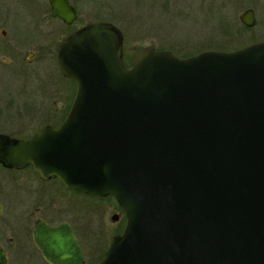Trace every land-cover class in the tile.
<instances>
[{
  "label": "water",
  "instance_id": "obj_1",
  "mask_svg": "<svg viewBox=\"0 0 264 264\" xmlns=\"http://www.w3.org/2000/svg\"><path fill=\"white\" fill-rule=\"evenodd\" d=\"M121 36L96 20L58 42L69 110L26 139L0 133V161L117 200L125 222L97 264H264V38L188 56L149 44L126 65ZM33 233L51 261L83 263L69 226Z\"/></svg>",
  "mask_w": 264,
  "mask_h": 264
},
{
  "label": "flooded vegetation",
  "instance_id": "obj_2",
  "mask_svg": "<svg viewBox=\"0 0 264 264\" xmlns=\"http://www.w3.org/2000/svg\"><path fill=\"white\" fill-rule=\"evenodd\" d=\"M66 1L75 15L69 21H64L63 18L51 11L52 6H50L49 0H0V64L11 65L19 62L26 65L36 60L38 54L41 55L46 50H50L53 57H55L56 46L60 40L64 39L68 33L73 32L79 26L96 20H109L119 28L122 33V59L126 65H129L131 56L139 47L148 46L149 44L156 49L171 50L177 56H188L191 53L200 52L179 50L177 48L181 46L177 45V43L166 42L162 36L158 37L155 32L148 30L144 31V33L140 31L139 38L145 39L146 36H149V41L134 43L131 46L132 50L129 54H126L123 50L126 33L122 28V23L115 19L116 16L109 7L110 3L108 0H96V4L89 3L95 0H86L85 4H82L83 0ZM162 1V5L166 9L170 0ZM171 1L174 6L175 0ZM99 7L102 11L97 10ZM250 7L253 9L251 12L252 20L250 24H247L240 17V13ZM254 10V6L245 5L236 16L230 15L228 17V22L226 23L231 28L229 36L235 34L231 36L234 40L229 43L228 48L223 47L221 49H237L241 45L256 40L251 39L249 42H242L244 38H238V35L241 36L243 31L247 33V39L252 38L253 26L258 20L255 17ZM257 27H264V16L257 22ZM263 38L264 36L256 41ZM18 76V74L16 77H10V75L2 77L0 75V133L8 137L26 139L32 133L37 132L43 125L58 126L69 110V105L66 109L61 103L60 93L53 89H45V78L39 73L35 76L37 80L32 84V87H36L34 90L30 87L28 90L6 88L8 77H10V80L17 82L16 86H18L19 82H21V86H24L28 79H21ZM53 96L56 99L52 98ZM58 100L59 103L57 104ZM31 164L24 163L16 167L15 165L7 166L0 161V255L4 257L3 264H28L27 257L30 256L29 253L34 254L31 256L37 255L39 262L61 264L45 257L39 244L34 240L33 232L38 225H49V227L58 225L59 227L69 226L72 236L78 241L80 250L83 253L82 264H87L85 258V249L87 247L94 259L93 263L88 262V264H97L103 253H105V248L112 235L110 234L108 237V242L102 249L103 251L96 253L90 246L91 241L86 240L89 237V233L92 234L94 231L91 221L88 218L79 220L75 214L77 210L73 211V193L74 191L78 192V190L67 188L63 184L64 182L54 175L41 177ZM78 193L86 195L90 199H103L107 196L98 197V195L92 196L86 192ZM113 200L115 201V210L109 216L111 218V215L115 214L117 216L113 220L117 218L123 220L121 227L117 230L120 231L125 222L123 209L120 208L115 198ZM98 224L102 226L100 223ZM117 231L114 233H117ZM67 264L73 263L68 262Z\"/></svg>",
  "mask_w": 264,
  "mask_h": 264
},
{
  "label": "rangeland",
  "instance_id": "obj_3",
  "mask_svg": "<svg viewBox=\"0 0 264 264\" xmlns=\"http://www.w3.org/2000/svg\"><path fill=\"white\" fill-rule=\"evenodd\" d=\"M85 1L83 0L82 4H85ZM108 2L110 3L109 7L116 16L115 19L122 23V28L126 33L124 37L125 46L123 47L126 54H129L132 50L131 46L134 43L149 41V36H146L145 39L139 38L140 31L144 33V31L148 30L155 32L158 37L162 36L166 42L171 41L184 48H177L174 44L179 50L197 52L201 48H228L229 43L234 40L231 36L235 34L229 36L231 28L226 22H228L230 15L236 16L245 5L255 7L254 14L258 20L253 26L252 38L247 39L245 31L241 33V36L238 35V38H244L242 42H249L251 39L257 40L264 36V27H257V22L264 16L263 0H175L174 6L170 0L166 9L162 5V0H108ZM89 3L96 4L97 1ZM97 10L102 11L100 7ZM39 55L36 60L26 65L19 62L11 65L0 64V75L2 77L6 75L16 77L18 74L19 78L28 79L24 86H21V82L16 86L17 82L10 80V77H8L6 88L28 90L30 87L34 90L36 87H32V84L37 80L35 76L39 73L45 78V89L58 91L62 98L61 103L65 107V104L72 100L76 87L69 79L60 75V68L56 65V59L50 50H46ZM69 94L70 100L67 97ZM58 103L59 100L57 101ZM73 200V211L77 210L75 213L76 217L79 220L88 218L94 228V231L92 234L89 233V237L86 240L91 241L90 246L96 253L103 251L102 249L106 246L110 234L112 235L117 231L118 225H122L123 222L120 218L113 220L109 216L115 210V201L109 195L103 199H90L76 191L73 193ZM20 233L22 234V232ZM85 250L87 264L88 262L93 263L94 259L89 253L88 247ZM29 255L34 254L29 253ZM30 256L27 257L28 264H45L38 261L37 255Z\"/></svg>",
  "mask_w": 264,
  "mask_h": 264
},
{
  "label": "trees",
  "instance_id": "obj_4",
  "mask_svg": "<svg viewBox=\"0 0 264 264\" xmlns=\"http://www.w3.org/2000/svg\"><path fill=\"white\" fill-rule=\"evenodd\" d=\"M60 75L63 77V78H66V79H69L72 83H73V81H72V79L71 78H67V77H64L61 73H60ZM67 97H69V99L68 100H70L71 98H70V94H69V96L67 95ZM67 102V101H66ZM66 106H65V108L67 109V106L69 105V101L65 104ZM109 197H112L111 195H109ZM121 227V224H119L118 225V229Z\"/></svg>",
  "mask_w": 264,
  "mask_h": 264
}]
</instances>
